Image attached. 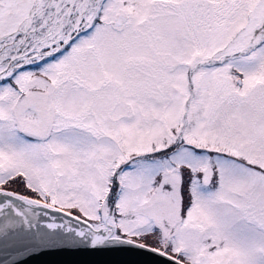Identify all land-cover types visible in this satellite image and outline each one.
Wrapping results in <instances>:
<instances>
[{"label":"snow or ice","instance_id":"obj_1","mask_svg":"<svg viewBox=\"0 0 264 264\" xmlns=\"http://www.w3.org/2000/svg\"><path fill=\"white\" fill-rule=\"evenodd\" d=\"M125 246L264 264V0H0V264Z\"/></svg>","mask_w":264,"mask_h":264},{"label":"water","instance_id":"obj_2","mask_svg":"<svg viewBox=\"0 0 264 264\" xmlns=\"http://www.w3.org/2000/svg\"><path fill=\"white\" fill-rule=\"evenodd\" d=\"M156 257L131 247L81 249L34 256L22 264H152Z\"/></svg>","mask_w":264,"mask_h":264},{"label":"rangeland","instance_id":"obj_3","mask_svg":"<svg viewBox=\"0 0 264 264\" xmlns=\"http://www.w3.org/2000/svg\"><path fill=\"white\" fill-rule=\"evenodd\" d=\"M17 191H20V192H24V189H23V187L21 186V187H18L17 189H16ZM25 194H28V195H32L31 193H25Z\"/></svg>","mask_w":264,"mask_h":264}]
</instances>
